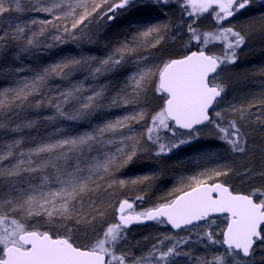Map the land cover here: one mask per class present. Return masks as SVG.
<instances>
[{
	"label": "snow or ice",
	"instance_id": "6c2138e0",
	"mask_svg": "<svg viewBox=\"0 0 264 264\" xmlns=\"http://www.w3.org/2000/svg\"><path fill=\"white\" fill-rule=\"evenodd\" d=\"M177 2L182 13L180 24L167 16L169 5ZM255 3L256 0H39L29 10L44 13L46 18L20 20L5 15L22 11L19 0H0V17L10 21L0 29V49L18 41L17 51L25 54L39 47L37 32L31 28L37 23L39 35L43 36L45 27L51 25L53 41L79 44L93 20L106 18L111 22L118 14L129 11L143 14L141 19L130 22L124 41L105 58H70L37 69L30 79L21 78L14 88L0 91V110L9 120L20 109L32 105L52 108V114L45 119L53 125L61 120H87L106 102L130 108L123 116L88 131L73 133L57 126L28 145L22 138L4 145L6 151H0V264H178L177 258L182 256L187 257L186 264H254L258 250H264V167L245 166L240 176L247 181L243 190L225 179L234 172L227 164L181 177L179 187L152 208L137 212L134 202L119 201L115 223L104 219L100 196H108L128 183L148 180L144 176L139 181H126L117 179L116 173L138 158H159L192 144L199 139L202 127H210L220 146H227L226 151L247 155L249 126L258 125L264 130V97L250 101L247 108L235 103L222 107L227 89L218 77L222 66L236 62L247 39L232 26L231 18L251 10ZM256 10L264 12V0ZM205 14L216 20L214 32L201 33L194 26ZM182 31L188 36L184 50L159 65L150 59L152 53L139 52L159 51L166 38L175 41L179 37L183 41L184 36L179 35ZM210 40L222 45L219 54L205 50ZM193 42L204 47L193 51ZM126 64L133 67L125 73L126 79L116 87L111 99L106 95L108 83L88 89L83 82L63 88L49 84L51 77L58 75L63 80L68 71L77 68L86 70V80L98 81ZM149 91L163 101L159 110L151 114L146 112V105L138 103ZM33 126L29 121L11 131L22 132ZM165 139L167 142H162ZM143 199L136 197L141 202ZM214 217L223 221L219 233L212 228ZM141 220L170 226L175 235L158 238L147 255H132L123 248L127 227ZM196 229H201L202 234ZM180 232L186 235L180 236ZM198 243L204 246L203 254L193 255L191 249Z\"/></svg>",
	"mask_w": 264,
	"mask_h": 264
},
{
	"label": "rangeland",
	"instance_id": "374dc122",
	"mask_svg": "<svg viewBox=\"0 0 264 264\" xmlns=\"http://www.w3.org/2000/svg\"><path fill=\"white\" fill-rule=\"evenodd\" d=\"M39 0H19V3L21 5V12H11L10 14L13 19H20V20H28L29 18H36L37 20L45 19L46 16L44 13H36L29 10L30 5H35L38 3ZM260 0H256V3L254 4L253 8L251 10H244L243 13H239L236 16L231 18L232 26L236 28V30L242 31V33L246 34L247 39L245 45L239 50L238 52V59L235 63L228 64L227 66H222V70H220V75L218 79L223 82L224 86L227 89V92L225 94V103L222 107H227V105L235 103L237 106H241L242 104L239 103V100H236L235 95H232L231 93V81L233 80V87L236 89H239L240 87V77L239 75L244 74V70L240 68V66H237L239 63H242L243 56H248L253 52L255 49L254 45L256 41L260 40V38H263L261 36H264L261 34L260 28L254 29L253 26L257 27L258 25H262L264 29V12H259L256 9L259 7ZM176 5V6H174ZM8 7L9 5H5ZM170 8L167 10V16L170 18V20L173 23L180 24L181 18L178 16V13H181L180 7L177 3H173L169 5ZM11 7H15V4H12ZM253 16L254 18H252ZM135 17V13L133 11L120 13L117 15L116 19H120L121 21H129L132 22ZM188 18V17H187ZM246 20H243L245 19ZM4 17H0V21L3 20ZM115 19V20H116ZM136 19V18H135ZM163 19V18H162ZM174 19V20H173ZM178 19V20H177ZM113 20V21H115ZM176 20V21H175ZM189 21V18H188ZM250 21V22H249ZM257 21V22H254ZM112 22V21H111ZM1 23V22H0ZM10 23V21L4 19V24ZM109 21L106 20V18L103 19H96L93 20L92 23L88 25V28L85 29L86 36L82 43H73L71 41L65 42V43H57L53 41L52 35L54 34V30L51 28V25H48L44 29L43 36L39 35L40 31V24L37 23L36 25H32L31 28L37 32L36 39L39 41V47L33 51L32 54H25L22 52L17 51L18 41H13L14 43V49L15 52L12 56V59L14 63L12 64V67L9 69H4L1 71L2 74L7 73L8 71H13L11 75H13V78L9 79V83L6 85L4 84L3 87L0 88V91H3L5 88H14L16 86V83L19 82L21 78L23 79H30L31 73L34 72L37 69H42L45 67H50L52 65H55L57 63L63 62L65 60H68L70 58H80L81 55L84 56H92L95 57L97 60L105 58L108 54L112 52V50L119 46L120 43H122L124 40H120L119 42L111 43L110 45H102L100 42L96 40L97 36L95 35L94 31H92L91 25L95 24L97 29L99 28L104 29L108 25ZM195 27H198L201 33H210L214 32L217 26V22L214 19L213 16H209L208 14H205L201 17H199L196 21ZM130 30V26L128 27ZM11 31V29H9ZM98 33V32H97ZM94 34V35H93ZM185 34V35H183ZM180 36H184V40L181 41L183 43V46L188 42V36L186 31H182V33L179 34ZM101 35L99 34V37ZM168 38H166L167 40ZM180 39L177 37V41ZM172 41V39H170ZM176 41V40H175ZM51 45L50 47H47L46 45ZM177 44V43H176ZM112 45V46H111ZM98 46H101L102 48L100 50H96ZM163 46V45H162ZM161 46V47H162ZM107 47V49H105ZM208 47V50L211 49L212 52L215 54H219L222 50V45L219 42L211 41L206 46ZM53 49L55 51H53ZM70 49L69 53H65V56L59 55L62 54L60 51ZM184 49V48H182ZM56 50L59 51L58 56H56L54 59H49L48 64L43 62L41 65L36 66L33 65V62L35 57L41 58L42 56H51L53 55ZM53 51V52H52ZM139 52L141 54H148L152 53V56H150V59H152L153 63L156 65H159L161 63L160 57L157 54L159 51L156 49H140ZM178 52H182V50H179ZM57 53V52H56ZM45 60V59H43ZM31 62V64H30ZM47 64V66H46ZM132 64H126L124 67L120 68L119 70L112 72L106 76H102L99 78L98 81H90L86 80L87 72L86 70H82L77 68L75 71H68V75L63 80L60 79V77L53 76L49 80L50 85H56L59 84L62 88L67 87L70 83L76 84L83 82L85 89H88L90 87H96L97 84H103L108 83V92L106 95H108L109 99H111L112 96L116 94V87L122 85V82L124 79H126L125 73L130 71L132 69ZM23 69L24 71L20 73L18 70ZM235 69V70H234ZM238 69V77L237 73L234 71H237ZM235 74V75H234ZM234 76V77H233ZM118 79V81H117ZM231 93V94H230ZM87 94V93H86ZM32 99L31 97L29 98ZM249 101H252V99H249ZM141 106L146 105V112L152 113V110H159V107L162 105L163 101L162 99L156 95L154 92L149 91L147 97H141L140 101L138 102ZM244 105L245 108H247L246 105ZM243 106V105H242ZM104 107L106 109V113L104 111ZM102 108H99L93 112V114L87 119V120H80L77 122H70L66 120L58 121L57 125H53L51 122L47 121L45 119L46 116L51 115L53 112L52 108L49 107H41L36 108L34 105L31 107H25L23 109H20L17 113V115L13 116L11 120H9L6 116V113L2 110H0V151H6V148L4 145L11 143L14 139L22 138L25 141V144L28 145L30 141H32L34 138H37L38 136H46L51 133V131L57 127L62 126L66 130H69L73 133H78L81 131H88L91 128L95 127L98 124H102L104 121L111 120L117 117H121L124 114L128 113L130 111V108H117L113 107L107 102L105 103V106ZM253 112H256V109H252ZM234 118L233 116H230L229 119ZM29 121L33 122V127L30 129H25L22 132H15L11 131V129H14L17 127V125H23L28 123ZM137 128L141 127L140 125H136ZM254 129L257 130L261 136L257 137V133L250 131V127L248 128V139L251 140L253 138H264V130L260 129L258 125L255 126ZM213 130L210 127L203 128L200 133L199 139L193 141L192 144L184 145L182 147L184 150L190 149V152H187L191 155H183L182 151L179 149L174 150L171 153H168L166 155H162L159 158L144 156L141 158H138L134 160L131 164L127 165L126 167H123L118 173H116L117 179H123L126 181H139V178L148 176V180L143 182H137L135 184L128 183L122 188H116V191L111 192V198L110 204H108L105 207V217L104 219L108 223H115L117 222V213L116 208L118 207V202L120 201V197L122 195H128L129 201L135 202V197L138 195L143 196V201H139L137 205H135L134 209L135 211L139 212L142 210H146L151 208L152 203L146 200L145 194L152 191V189L149 187V181L151 180H158V181H168L167 189L160 192V194H165L164 196H167L169 193L172 192L174 188L179 187L178 181L181 177H176L174 174H171V169L174 168V165L168 164L165 159H172L171 162H176L180 164L190 165L188 168L190 170H186L188 173H197L199 171H202L201 168H210L214 167L215 163L214 160L217 157V148L216 144L221 143L218 139L215 138ZM202 140L201 143L203 144V149L195 150L196 141ZM162 142H167L166 139ZM253 144V143H252ZM255 144V143H254ZM251 145L252 150L254 149L255 145ZM225 146V145H224ZM218 147V146H217ZM223 147V146H222ZM251 149L249 152L252 151ZM245 154H238L240 157H244ZM136 164H143L144 172H141L138 174L137 172L131 173L130 169L135 168ZM135 165V166H134ZM134 166V167H133ZM185 166V167H187ZM243 168L244 165H239L238 168ZM187 169V168H186ZM192 174H188L192 175ZM240 182V186H236L237 189L243 190L245 187H247V181L246 180H238ZM259 181H257L258 183ZM139 184V186L144 187V190L135 188V186ZM118 191V192H117ZM162 196V195H160ZM106 226V225H105ZM215 230H218L217 228ZM149 234L152 235V238L154 239V243L158 238H162L164 235H175V233L172 232H166L165 230L159 229L158 227H152L149 229ZM198 232H201L202 230L199 229ZM92 234L89 233V236ZM180 236L186 235V233L181 232L179 233ZM145 239L148 238V236ZM130 242V239H129ZM129 242H126V246L130 248H126V251H129L132 255H145L150 247L147 249L144 248L143 244H137V241L131 240L130 246ZM204 246L203 244H196L194 247H192L191 251L193 255H201L203 254ZM178 264H186L187 257H179L177 258ZM254 264H264V250H258L256 256L254 257Z\"/></svg>",
	"mask_w": 264,
	"mask_h": 264
},
{
	"label": "trees",
	"instance_id": "16d2710c",
	"mask_svg": "<svg viewBox=\"0 0 264 264\" xmlns=\"http://www.w3.org/2000/svg\"><path fill=\"white\" fill-rule=\"evenodd\" d=\"M142 13H135V17L133 19V21L141 19L142 18ZM252 18H254L253 16H251ZM136 18V19H135ZM243 20H246L243 19ZM176 21V20H175ZM0 29H3L5 27L4 24V19L0 21ZM174 22V21H173ZM250 22V21H249ZM257 22V21H254ZM130 26V22L128 21H121L120 19H116L115 21L109 22L108 25L102 29L99 28V30L97 29L96 25L93 24L91 25L92 31H94L95 35L97 36L96 40L98 42H100V44L102 45H110L111 43H115V42H119L120 40H124L125 36L129 33V29L128 27ZM252 28L257 29L260 28V30L262 31L261 34L264 35V29L262 27V25H258L257 27L253 26ZM9 30V29H8ZM258 30V31H260ZM98 32V33H97ZM182 33V32H181ZM99 34L101 35L99 37ZM94 35V34H93ZM185 35V34H183ZM263 38H260V40L256 41L254 47L255 49L253 50V52L251 54H249L248 56H243L242 59V63H239L237 66H240V68H242V70H244V74L239 75L240 77L238 78V80L240 79V87L239 89H236L235 87H233V80L231 81L230 85H231V93L232 95H235L236 100H239V103L242 104L243 106L245 104H247V102H250L249 99L252 100H258L262 97H264V36H261ZM179 38V37H178ZM171 38H168L165 41V44L161 47V49L159 50V52L157 53L160 57V61L162 60H166L168 58H170V56L174 55L175 53H177L179 50H184L182 48H184V46L182 45L181 40L177 41H170ZM177 43V44H176ZM197 46V44L195 42H193L192 44V50L195 48V46ZM112 46V45H111ZM102 47L98 46V48L96 49L97 51L100 50ZM107 49V47L105 48ZM53 51H55L53 49ZM52 51V52H53ZM70 49H66L60 51L56 50V52L53 53V55H55L54 57L51 56H42L41 58L39 57H35L37 59L34 60L33 65L36 66H40L42 61L48 64V60L49 59H54L56 56L62 55L65 56V53H69ZM15 52L14 49V43L13 41L4 45L3 49H0V88L4 86V84H8L9 79L13 78L14 76L11 75L13 73V71H8L5 74H2L1 71L7 68H11L12 64L14 63L12 56ZM45 59V60H43ZM31 64V62H30ZM46 64V66H47ZM235 70V69H234ZM237 71H234L235 73H237L238 77V69H236ZM220 71V70H219ZM235 75V74H234ZM234 77V76H233ZM118 81V79H117ZM230 93V94H231ZM147 105V104H146ZM249 105V103H248ZM248 105H246L248 107ZM255 109V108H254ZM104 111L106 113V109L104 107ZM153 111V110H152ZM150 114V113H149ZM256 125H252L249 126L250 127V131L257 133L258 131L254 129ZM213 132V131H212ZM261 134L258 132L257 133V137H260ZM202 140L196 141V143H194L195 145V150L198 149H203V144L201 143ZM255 145L254 149L252 150L251 145L253 144ZM221 143L216 144V148H217V157L214 160V167L221 165V164H227L230 165L233 169L234 172L233 174H231L229 177L225 178L227 179L233 186H240V182H238V180H240V176L243 175L244 171H245V166L247 165L248 167H254L256 169H260L262 167H264V138H253L251 140H249V145H250V149L252 150L251 152L248 151L247 155H244V157H240L238 156V154L236 153H232L230 151H226L227 146H220ZM187 146V145H186ZM218 146V147H217ZM184 148L186 147H181L180 151H182L183 155H191L187 152H190V149H186L184 150ZM167 161L168 164L174 165V168L171 169V174H174L177 178L178 177H187L188 174H192V173H188L186 172V170H190L188 168V166L190 165H185L184 164H180V163H176V162H171L172 159H165ZM239 165H244L243 168H238ZM135 166V165H134ZM133 166V167H134ZM187 166V167H185ZM143 164H136L134 170L130 169L131 173H135L137 172L138 174H140L141 172H144L143 169ZM187 168V169H186ZM202 170H204L203 168H201ZM132 173V174H133ZM194 174V173H193ZM150 183L148 184L149 187L152 189V191L148 192L145 194L146 200L149 201L150 203H152L151 208L157 204L161 202V198L165 197L163 194H160V192L164 191L167 189V183L171 182L170 180L168 181H158V180H151L149 181ZM135 188L138 189H142L144 190V187L139 186V184H137L135 186ZM113 191H116L115 189ZM118 192V191H117ZM162 195V196H160ZM140 196V195H138ZM110 199L111 195L108 196H100V200L104 203V206L106 207L108 204H110ZM120 201H122L123 199H129L128 195H122L120 198ZM135 205H137V203H139L138 200H136L135 197ZM215 224L212 225L213 229H216L217 225L219 226V228H217L218 230L217 233H219V229L223 228V221L222 218H215ZM152 227H158L159 229L165 230L166 232H172L175 233L171 230V228L167 225H162L157 223L156 221L149 225V226H145V227H139V226H135L132 228L127 229V242H129V246L131 243V240L133 241H137V244H143L144 248H148L150 247V245H152L154 243V239L152 238V235L149 234V229ZM199 229H196L195 231L198 232ZM181 233V232H180ZM144 236H148L147 239H145L146 237ZM217 238H219V235L217 236ZM123 248L124 250H127L126 248H130L126 246V243L123 244ZM147 255V253L145 254Z\"/></svg>",
	"mask_w": 264,
	"mask_h": 264
},
{
	"label": "water",
	"instance_id": "95a60500",
	"mask_svg": "<svg viewBox=\"0 0 264 264\" xmlns=\"http://www.w3.org/2000/svg\"><path fill=\"white\" fill-rule=\"evenodd\" d=\"M195 51V50H194ZM130 203H131V201H130ZM155 221H145V220H141L140 222H136V221H134V222H132L128 227H127V229H129V228H132V227H134V226H141V227H145V226H149V225H151V224H153ZM170 227V226H169ZM173 230V229H172ZM174 232H175V230H173Z\"/></svg>",
	"mask_w": 264,
	"mask_h": 264
},
{
	"label": "flooded vegetation",
	"instance_id": "af4514ba",
	"mask_svg": "<svg viewBox=\"0 0 264 264\" xmlns=\"http://www.w3.org/2000/svg\"><path fill=\"white\" fill-rule=\"evenodd\" d=\"M174 6H176V5H174ZM169 8H170V6H169ZM178 16H179L180 18L182 17V15L180 14V12L178 13ZM173 20H174V19H173ZM177 20H178V19H177ZM183 20H184V21H188V18H187V17H183ZM180 21H181V20H180ZM182 45H183V43H182ZM194 46H195V48H194L193 50H197V47H204V45H202V44H201V45H197V46L194 45ZM205 50L208 51V47H206Z\"/></svg>",
	"mask_w": 264,
	"mask_h": 264
}]
</instances>
